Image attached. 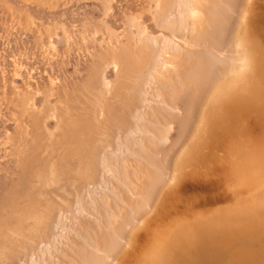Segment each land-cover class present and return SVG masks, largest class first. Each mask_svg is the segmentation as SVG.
Segmentation results:
<instances>
[{"label":"rangeland","instance_id":"rangeland-1","mask_svg":"<svg viewBox=\"0 0 264 264\" xmlns=\"http://www.w3.org/2000/svg\"><path fill=\"white\" fill-rule=\"evenodd\" d=\"M247 8L264 38V0H0V264H161L166 254L153 255L143 238L149 225L154 235L169 219L215 226L214 209L230 208L232 219L219 225L237 231L228 239L235 247L211 260L193 249L183 263L227 264L231 251L239 264L256 258L233 218L244 208L255 218L245 223L260 222L264 234V192L253 200L239 192L256 182L243 164L262 152L259 134L247 137L244 157H222L224 169L194 173L191 192L175 203L187 213L196 199L209 213L195 223L168 209L172 217L154 224L203 100L247 63L237 45ZM244 112L234 116L249 128ZM213 178L215 194L199 183ZM181 253L169 264H182Z\"/></svg>","mask_w":264,"mask_h":264},{"label":"bare ground","instance_id":"bare-ground-1","mask_svg":"<svg viewBox=\"0 0 264 264\" xmlns=\"http://www.w3.org/2000/svg\"><path fill=\"white\" fill-rule=\"evenodd\" d=\"M252 9L254 10V8H247L248 13L243 19L245 21H242L243 28L241 33L243 34V36L238 39L237 43L238 48H241V45L245 46L247 56L244 55L243 59L247 63L250 61L252 67L250 69V65L248 66L246 63L242 67L243 70L239 73H227L226 75H224V77L221 78V80L216 83V85L213 86L212 93L208 96V100L207 97L206 99L204 98L205 100H203L201 104L202 110L199 113V129H197L195 132L196 137H194L193 141L190 144V147L187 149L185 157L181 158H185V161L180 159L181 161H179V163H177L176 165L177 168L174 172V182L176 186L169 193H167V197L164 193V204L161 203L159 208L160 212L158 211V219H156L154 224L158 223V225H160V222L163 219L162 215H164L165 218H169V216L172 217V214L175 217L180 214L178 219L182 218L186 214H192L195 216L193 220L195 221V223H197V219H199L202 216L201 214L204 213L203 210L207 213L209 212L205 208L202 209V207H200L198 203H195L196 199L194 200V202L191 201V205H189L188 210L186 211L187 213L176 210L175 206L177 199H180L185 194L191 192L192 189L190 187V180L192 175L194 173H200L198 175H200L201 178V174L205 172L207 168L211 167L210 170L214 169V164L221 166L224 169L225 162L222 157L226 158L227 162L229 163V154H234V152L238 154V156L239 154L241 155L238 158L244 157L247 153H244L243 150L247 148V144H249V141L246 140L247 137L253 136L255 138L259 134L258 139H260L258 141L262 140V142H264V38L262 37V34L260 35V31L253 24L254 21L249 22V19L247 17L248 14L252 15V17H255L256 15H254V13L251 14V12L253 11ZM260 25L262 26V24ZM243 109L249 110L251 113L249 114L247 112L249 114V120L251 121L249 128H247L246 125L242 124L243 122L239 121V118H236V116H234L237 114L238 116L244 115L243 113L246 112H244ZM250 115L253 117L251 118ZM238 122L240 123V125L242 124V126H240L242 128L240 131H238ZM233 126L234 131L228 132V129ZM200 158H203V163L201 162ZM248 160L252 162L248 164L245 163L243 165H247L253 170L251 174H254V180H256L257 183L249 182L244 188L239 189V192L244 193V191H246L249 198L251 197L250 199L253 200L255 195L264 192V185L262 184L264 182V148L262 152H254L253 160L247 159V161ZM234 161L235 159L231 162ZM234 163H238V160H236ZM232 166L235 167L233 163ZM242 173H244V171L238 173V176ZM230 175L231 173H226V176ZM224 176V172L221 171L218 173L217 179L221 182L228 183ZM187 178L188 181L186 182ZM215 179L216 178H213V180L203 179L204 182L199 183L200 185H207L211 183L213 187L209 190H211V192L215 194L216 191L212 189L216 188L214 186L220 185L219 181H214ZM248 181H250V179H247L246 182ZM260 183L263 186H260ZM223 185L227 186L226 184ZM200 191L201 193H204L203 190L200 189ZM217 199L219 202L224 198L215 197L212 199V201L215 203ZM237 200L238 199H236V202H238ZM239 201H241V199ZM203 202L205 203V205L210 203V201ZM262 204L263 205L261 206V209L264 210V202ZM168 209L172 210V214H167ZM230 209L231 210L225 209L220 211H215L216 209H214V213L212 212V215L217 219L218 222V225L215 224V226H211V223L207 225L201 223V225L194 224L190 227L189 225L192 224V222L185 224L181 222L178 223L179 221H174V219H169V221L166 222L167 228H164L163 232L154 235L149 234V231H151V226L149 225L144 234L146 237H144L143 235V238H146L144 241L146 242L148 237H150L152 241L151 243L154 242V246L157 240V243L154 247L151 244L148 245H151V247L153 248L151 249L152 252H154L153 255H156L157 253L166 254V256L163 258L164 260L161 261V264H169L170 260L173 258V256L171 257V255L176 254V252H182L178 255V257H180L181 260L183 258L182 264H184L183 262L187 259L188 254H190V250L193 251V249L197 248L199 249V254L202 257L211 260V258H215V255H220L222 253V249L224 246L225 249H227L228 247V249H230L232 247H235V243H238V240L228 242L229 237H231L233 234L237 235L236 230L232 228L222 229L219 225L223 222L225 224L232 219L230 217L228 218V212L230 213L234 211V208ZM198 210L201 211L199 212ZM209 211H212V209ZM159 216L162 219L159 218ZM235 217H238L239 219H236ZM235 217L233 219L236 221L238 220V222L242 223L241 226H244L243 228L238 227V239H244V243L250 246L253 254H256V258H252V260L246 264H264V234L258 235L260 229L255 228L260 222L250 221L248 224H246L245 222L247 221V219L252 220L255 218L251 214L247 213L244 208H240L237 211ZM185 225H187V229L181 232V228H183ZM153 228H155V226ZM202 229L203 231H201ZM155 230L156 232L161 231L157 228ZM253 236L257 238L256 242H251V240H253L251 239ZM192 239L196 242L192 244L194 245L192 248H189V245L186 244V241ZM136 241H138V239H136ZM184 249H186L189 253L185 252L186 250ZM125 252L120 257V263H123L124 261L123 257ZM193 252L197 253V250ZM230 253L231 257L226 259V263L239 264L241 261L236 260V256L238 254L232 258V254L234 252L231 251ZM127 257L128 255H126V259ZM150 257H152V253ZM176 261L174 260L172 264H178V262L180 263L179 258L178 262ZM224 262L225 261H223V263ZM125 263L129 264V262ZM198 263H200V261Z\"/></svg>","mask_w":264,"mask_h":264}]
</instances>
